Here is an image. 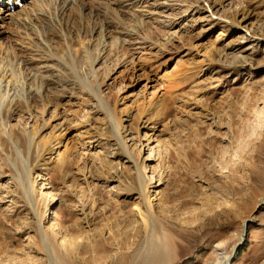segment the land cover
Returning a JSON list of instances; mask_svg holds the SVG:
<instances>
[{
    "label": "rangeland",
    "instance_id": "1",
    "mask_svg": "<svg viewBox=\"0 0 264 264\" xmlns=\"http://www.w3.org/2000/svg\"><path fill=\"white\" fill-rule=\"evenodd\" d=\"M24 1L0 264H264V0Z\"/></svg>",
    "mask_w": 264,
    "mask_h": 264
},
{
    "label": "bare ground",
    "instance_id": "2",
    "mask_svg": "<svg viewBox=\"0 0 264 264\" xmlns=\"http://www.w3.org/2000/svg\"><path fill=\"white\" fill-rule=\"evenodd\" d=\"M20 1V0H19ZM21 1H24V0H21ZM17 2H18V0H0V36L3 34V32H5L4 30V24H6L7 23V21H8V17L9 16H11L12 14H10V13H8V12H10V9H12L16 4H17ZM25 2V1H24ZM70 3V2H69ZM32 4V3H31ZM34 5V4H33ZM61 12H63V11H61ZM4 14H6L5 16H4ZM10 21H11V19H10ZM9 21V22H10ZM13 21V20H12ZM3 29V30H2ZM3 36V35H2ZM28 65V64H27ZM2 66V65H1ZM4 68V67H3ZM4 72H6V71H4V70H1L0 71V77L4 80V78L6 77L5 75V73ZM11 74V73H10ZM8 77V76H7ZM2 79H0L1 81H2ZM7 78H5V80H6ZM7 82V81H6ZM5 82V83H6ZM10 81H8L7 82V84L9 83ZM7 89V88H6ZM144 220V219H143ZM146 223V222H145ZM145 225V224H144ZM146 227V226H145ZM149 228V227H148ZM241 238V237H240ZM240 240V239H239ZM238 240V241H239ZM232 248L233 247H231V249H230V252H231V250H232ZM100 249V248H99ZM230 252L226 255V256H223V258L222 259H220V260H218L217 261V264H230L229 263V257H230ZM153 257L151 258V259H149V260H143V261H140V262H138V264H160L161 263V259H162V257L161 256H159V253H154L153 255H152ZM164 260V259H163ZM135 264V263H134Z\"/></svg>",
    "mask_w": 264,
    "mask_h": 264
},
{
    "label": "water",
    "instance_id": "3",
    "mask_svg": "<svg viewBox=\"0 0 264 264\" xmlns=\"http://www.w3.org/2000/svg\"><path fill=\"white\" fill-rule=\"evenodd\" d=\"M243 224V227H242V231H241V238H240V241L236 242L235 245L233 246L231 252H230V257H229V263L231 262V260L235 257V254L237 252V249L239 247H241L242 243L244 242V238L243 236L245 235V232H246V228H247V224H246V221H243L242 222Z\"/></svg>",
    "mask_w": 264,
    "mask_h": 264
}]
</instances>
